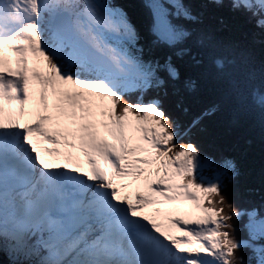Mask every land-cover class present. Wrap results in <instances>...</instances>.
Returning a JSON list of instances; mask_svg holds the SVG:
<instances>
[{
  "label": "snow or ice",
  "instance_id": "1",
  "mask_svg": "<svg viewBox=\"0 0 264 264\" xmlns=\"http://www.w3.org/2000/svg\"><path fill=\"white\" fill-rule=\"evenodd\" d=\"M142 8L138 27L114 0H0L7 264H264V210L234 206V162L195 139L216 106H185L181 67L223 74L218 42L187 0ZM228 8L264 31V0Z\"/></svg>",
  "mask_w": 264,
  "mask_h": 264
},
{
  "label": "trees",
  "instance_id": "2",
  "mask_svg": "<svg viewBox=\"0 0 264 264\" xmlns=\"http://www.w3.org/2000/svg\"><path fill=\"white\" fill-rule=\"evenodd\" d=\"M114 2L127 11L134 24L142 27V0ZM228 2L223 0V6L213 7L207 5V0H187L198 18L190 27L212 31L218 42L215 54L225 59V68L220 74L210 64L190 70L182 66V74L188 71L195 80L185 106L189 116L216 106L195 139L203 153L234 162L238 174L227 189V197L234 206L264 210V109L255 105L251 97L253 89L264 92V31L240 13L230 11ZM244 222V218L233 221L239 239L246 235ZM245 259H249L247 253ZM0 264H7V257L0 255Z\"/></svg>",
  "mask_w": 264,
  "mask_h": 264
}]
</instances>
